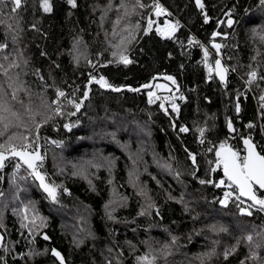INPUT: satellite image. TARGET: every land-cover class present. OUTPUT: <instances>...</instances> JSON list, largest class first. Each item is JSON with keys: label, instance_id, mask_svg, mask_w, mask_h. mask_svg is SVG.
<instances>
[{"label": "trees", "instance_id": "16d2710c", "mask_svg": "<svg viewBox=\"0 0 264 264\" xmlns=\"http://www.w3.org/2000/svg\"><path fill=\"white\" fill-rule=\"evenodd\" d=\"M160 1L168 9L160 16L153 0H76L75 8L50 0V13L40 0H22L15 13L11 0L0 4V98L11 109L0 143L13 134L17 145L37 148L36 134L58 143L42 147L37 167L56 200L17 159L0 171V264H60L52 249L64 264H146L145 255L152 264H264V211L240 214L213 199L220 143L232 135L226 144L239 151L261 137L260 125L264 132V5L203 0L206 23L195 0ZM167 20L180 24L171 38L155 32ZM213 43L231 67L224 84L203 63L206 47L213 64ZM252 70L258 77L246 88ZM101 76L111 88L89 83ZM157 82L170 90L149 103ZM58 89L66 95L56 106ZM176 95L178 112L165 99Z\"/></svg>", "mask_w": 264, "mask_h": 264}, {"label": "snow or ice", "instance_id": "6c2138e0", "mask_svg": "<svg viewBox=\"0 0 264 264\" xmlns=\"http://www.w3.org/2000/svg\"><path fill=\"white\" fill-rule=\"evenodd\" d=\"M139 3V0H137ZM5 3V0H0V4ZM11 3L13 4V8L11 11L13 13L17 12V10L22 5V0H11ZM67 3L71 5L73 8L77 6L76 0H67ZM260 3L264 5V0H260ZM195 4L197 8H199L204 16V20L207 23L208 22V16L207 13L204 11L205 5L203 3V0H195ZM40 6L42 7L43 11L45 13H50L52 11V5L50 3V0H40ZM140 7H145V5L140 4ZM152 9L155 11V14L157 16L165 14L167 10L163 8L162 5L159 4L158 0H153V4L151 5ZM2 10H0V15H2ZM171 15V13H168ZM3 21H0L2 23ZM232 21L229 20V24H231ZM153 26V21L151 19L148 20V26L144 29V31L147 33L149 30H151ZM9 28H11V25H8ZM33 28L36 26L33 25ZM135 27L139 28L140 25L137 24ZM180 27L179 21H176L175 24H172L170 22H165L164 28H157V31L160 33V35L171 38L176 30ZM213 37L219 35V33L213 32ZM189 44L194 43L192 39H189ZM198 43V42H196ZM6 47V45H0V48ZM201 47H203L201 45ZM212 47L216 49L217 53H219V50L221 49L220 44L213 43ZM113 56H117L118 54L116 52L112 53ZM209 58V51L205 47L204 48V58L203 63L205 64V67L208 71V77L209 79L212 78L213 73L217 77H219L220 81L222 83L226 82V74L228 72V69L225 68L220 59L215 60V67H213L212 64L208 63ZM119 62L127 65L132 63V61L123 53L119 54ZM2 67V66H0ZM248 83L251 84L254 82L257 77L258 73L255 70H252L248 73ZM166 80L171 81L173 84L176 83V80L173 76H165ZM153 79H156V77H153ZM259 79L264 80V76L259 77ZM95 82L100 85L102 88H111L112 85L107 82V80L104 79L103 76H101L99 79H96V77H91L89 80V83ZM143 87L147 88L149 85H144ZM157 88H165L166 85L157 84ZM115 91H120L119 88L114 89ZM133 91H139V89H132ZM65 92L61 90H57V96L58 97H65ZM85 97H87L88 93L84 92L83 94ZM149 103H154L156 99H160V97L156 96L154 99V93L149 92ZM13 99H15V94H13ZM183 99V96L180 97ZM165 99H171L172 100V110L174 112H178V105L175 104V97H166ZM261 101H264V95H261L259 98ZM70 104H73L77 110L80 108V103H76V101L69 100ZM264 107V104L261 105ZM161 108H164V104L161 103ZM57 113L60 112L59 106L56 109ZM236 111L239 112V104H237ZM11 112V109L8 107L7 101H4L2 98H0V125H2V128H0V136H4L7 130L9 129V122H8V116L5 115L6 113ZM13 116L16 115L14 112L11 113ZM65 127H69V125H65ZM229 129H232V123L229 121L228 123ZM247 127L251 128L254 127L253 124L247 125ZM180 132H186L188 129L186 127H181L179 129ZM201 136L204 134V129H199ZM15 139V135H10L7 138V141L5 143H0V168L4 167L5 161L9 158H15L19 157L20 161L23 165H26L29 169L32 171L29 173L30 175L34 176L36 180H39L40 187L48 194V196L52 200H56L57 193L56 188L49 185L45 182V176L41 174L40 171L37 169L36 162L39 160H42L43 158L40 156L38 152H29L28 149L32 147L30 143H22V144H14L12 141ZM24 140H27V137L23 138ZM201 143H204L203 140L200 141ZM243 143L245 145L246 154L241 156L238 151H234L230 146H227L226 142H221L219 145V148L216 150V164L219 167L220 165L223 166V173L224 177L227 178L228 184L226 185L228 188H233L235 186L236 189L239 191V195H237L235 198L236 200H240L241 196L247 197L249 200L252 201L250 205H248L247 208H240V212L242 214L252 215V212L249 211V208H256L259 206L260 211H264V198H260L256 195V192L254 191L253 185H258L260 189H264V155H262L260 152H258L257 145L252 143L251 139L245 138L243 140ZM209 151H212L210 148ZM7 153V155H6ZM193 163H195V155L192 153H189ZM17 168L21 167L20 163H17ZM215 171V168L213 169ZM201 184H204L205 181L201 180ZM208 183H211V181H208ZM225 181L222 179L218 184H216V187H220L221 185H224ZM2 195V193H0ZM233 195L232 192H225L224 193V199L220 201L221 204L226 205L229 198H231ZM25 219L27 217L25 216ZM34 222V221H33ZM24 227H27V225H23ZM3 237L0 236V240H2ZM44 239H48L47 236L44 237ZM175 239V238H173ZM248 241H252V236L249 235L246 237ZM53 256L57 257L60 260V264H64V258L61 255L59 251L56 249H52ZM230 253L226 250L224 253L225 259H227L228 255ZM252 258H256V254H252ZM154 259V258H153ZM139 261H144L146 264H152V261L149 260L148 256H141L138 257ZM110 264V262H109Z\"/></svg>", "mask_w": 264, "mask_h": 264}, {"label": "bare ground", "instance_id": "6f19581e", "mask_svg": "<svg viewBox=\"0 0 264 264\" xmlns=\"http://www.w3.org/2000/svg\"><path fill=\"white\" fill-rule=\"evenodd\" d=\"M158 2H159V4H163L160 0H158ZM163 8H165L167 11H168V9L165 7V5L163 4ZM168 21V20H167ZM167 21H165V22H167ZM165 22L162 24V25H158L156 28H155V32L158 34V35H160V33L157 31V28H163V26L165 25ZM161 37H162V35H160ZM163 37H165V36H163ZM216 52V51H215ZM217 57H219V58H221V60H222V62H223V59H222V57L220 56V54L219 55H217L216 54V58ZM224 64V63H223ZM228 76H229V71H228V75H227V80H228ZM227 82V81H226ZM225 82V83H226ZM179 97V96H178ZM153 98H155V97H153ZM54 103L56 104V106L59 104V102H58V96L54 99ZM231 130V129H230ZM230 137H233L232 135H229V138L226 140V142H229L230 141ZM33 143L34 144H40V143H44L45 144V146H48V145H53V146H55V147H58V143L55 141V140H49V139H46L45 137H42L41 135H39V134H36L35 136H34V140H33ZM254 143V142H253ZM255 144V143H254ZM32 145V147L31 148H29L28 149V151L29 152H33V150H32V148H34V145L33 144H31ZM39 147V145L37 146V148ZM36 148V149H37ZM232 148V147H231ZM233 149V148H232ZM31 150V151H30ZM259 150V149H258ZM35 151V150H34ZM260 152H262L261 150H260ZM42 155V152H41V149H40V156ZM9 159H17L18 161H20L18 158H12V157H10V158H8L6 161H5V163L9 160ZM40 161V160H39ZM39 161H37L36 162V164L39 162ZM21 162V161H20ZM22 163V162H21ZM38 164H41V162H39ZM5 165V164H4ZM16 165H17V163L15 164V170L16 171H20L19 169L21 168H17L16 167ZM1 169L2 168H0V171H1ZM0 181H1V179H0ZM227 181V180H226ZM228 184V181H227V183H226V185ZM227 187V186H226ZM235 187V186H234ZM228 188V187H227ZM229 189V188H228ZM230 189H232V188H230ZM257 191V188L255 189V192ZM260 191V190H259ZM233 192V191H232ZM248 202V199H246V198H242V197H240V200H235L234 202H231V203H229V204H227V205H225V206H222V205H220L219 204V206H221V207H226V206H228V205H230V204H237L238 206H239V213L240 214H242L241 212H240V208H243L245 205H246V203ZM257 210V209H256ZM255 211V210H254ZM1 231V230H0ZM3 234V233H2ZM3 236H4V234H3ZM4 239H5V236H4ZM4 239H3V241H4ZM3 241L0 243V244H2L3 243ZM57 258V257H56ZM58 259V258H57Z\"/></svg>", "mask_w": 264, "mask_h": 264}, {"label": "built area", "instance_id": "2783aa9c", "mask_svg": "<svg viewBox=\"0 0 264 264\" xmlns=\"http://www.w3.org/2000/svg\"><path fill=\"white\" fill-rule=\"evenodd\" d=\"M160 5H162L163 6V4H160ZM247 88H248V86H246ZM154 99V98H153ZM254 143H255V145H257V148L259 149V151L261 150L262 152V154L264 155V135H262L261 134V137H258V138H255V140H254ZM239 153H240V155L241 156H243V155H245V152L243 151H238ZM224 180L225 181V184L224 185H221L220 187H216L215 185L216 184H218L219 182H220V180ZM227 179H226V177H224V175H221L220 177H217L216 178V180H215V187L216 188H218L219 190H220V194H219V197H218V199H217V201H218V203L220 204V205H222V206H225L224 204H221L220 203V201L221 200H223L224 199V193L225 192H232L233 193V195H232V197L231 198H229V200H228V202H227V204H229V203H231V202H234L235 200H236V196L237 195H239L238 193H237V191H236V189H235V187L233 186V188L232 189H228L227 187H226V183H227V181H226ZM243 198V197H242ZM226 204V205H227ZM251 204V202L250 201H248L247 203H246V205L243 207V208H247L248 207V205H250ZM257 209V207L256 208H249L248 210L249 211H251V212H254V210H256Z\"/></svg>", "mask_w": 264, "mask_h": 264}, {"label": "rangeland", "instance_id": "374dc122", "mask_svg": "<svg viewBox=\"0 0 264 264\" xmlns=\"http://www.w3.org/2000/svg\"><path fill=\"white\" fill-rule=\"evenodd\" d=\"M167 22H170L171 23V21H167ZM165 26V25H164ZM164 26H163V28H164ZM223 63H224V66H225V68H227L228 67V70L230 71V66L223 60ZM213 65V64H212ZM248 80H249V77H247V79H246V84L244 85L245 87L246 86H250V84L248 83ZM158 83V82H157ZM160 84H163V85H166L167 86V89L166 90H164V92H167V91H169L170 90V85L168 84V83H165V82H160ZM247 88V87H246ZM160 89V88H159ZM153 90H154V92H156L157 91V89H156V87H155V89H152V90H150L149 92H153ZM161 91H163V90H161ZM157 93H160V91H157ZM154 94H156V93H154ZM245 93H242V95H244ZM154 97H156V95H154ZM175 97V100L177 99V98H179L178 97V95H176V96H174ZM148 99H149V97H148ZM175 102V101H174ZM235 112H236V108H235ZM257 116H258V120H259V123L261 124V122H260V120H261V115H260V112L258 113L257 112ZM259 124V125H260ZM260 134H262V135H264V132H263V129L261 128V125H260ZM225 141L224 142H226V139H224ZM45 146V144L44 143H40L39 144V148L40 149H42V147H44ZM36 148H32V150H35ZM239 151H244V147H242V149L241 150H239ZM40 164H38L37 163V167L39 166ZM31 170V169H30ZM15 173H18L19 171H14ZM223 173V172H222ZM22 175V174H21ZM222 175H224V174H222ZM23 176V175H22ZM218 177H220V176H218ZM1 179V178H0ZM227 179V178H226ZM214 185H215V183H214ZM214 189L216 190V195H215V197L213 198L215 201H216V203L219 205V203H218V201H217V199H218V197H219V194H220V190L218 189V188H216L215 186H214ZM236 189V188H235ZM256 189V188H255ZM236 191H237V193L239 194V192H238V189H236ZM256 194L257 195H259L261 198H263L262 196H261V194L262 195H264V193L263 192H261V191H259V189H257V191H256ZM242 197V196H241ZM244 198V197H243ZM248 201H250L251 203H252V201L251 200H248ZM255 212V211H254Z\"/></svg>", "mask_w": 264, "mask_h": 264}, {"label": "water", "instance_id": "95a60500", "mask_svg": "<svg viewBox=\"0 0 264 264\" xmlns=\"http://www.w3.org/2000/svg\"><path fill=\"white\" fill-rule=\"evenodd\" d=\"M229 20L232 21L231 24H229ZM225 24H226L227 27L232 26V25L234 24V19L231 18V17L227 18ZM215 51H216V49H215ZM216 54L219 55V54H220V51H219V53H217V51H216ZM216 59H220V60H221V58H219V57L215 58V60H216ZM215 60H214V62H213V67H215ZM221 63H222V65L224 66L222 60H221ZM224 67H225V66H224ZM214 75H215V73H214ZM227 75H228V72H227V74H226V81H227ZM215 77L220 81L219 77H217L216 75H215ZM220 82H221V81H220ZM221 83H222V82H221ZM224 83H225V82H224ZM224 83H222V84H224ZM252 143H253V142H252ZM243 147H244V152H245V154H246V149H245V145H244V143H243ZM256 150H257L258 152H260V151L258 150V148H257ZM35 152H38V153L40 154V148L38 147V148L35 150ZM260 153H261V152H260ZM261 154H262V153H261ZM6 155H7V153H6ZM262 155H263V154H262ZM9 158H10V157H9ZM16 158L19 159V157H16ZM19 160H20V159H19ZM222 172H223V166H222ZM223 174H224V173H223ZM253 188H254V191H255V188H257V189H259L261 192L264 193V189H260L258 185H253ZM238 192H239V191H238ZM256 195H257V194H256ZM257 196L260 197L259 195H257ZM242 197H244V196H242ZM244 198L248 199L247 197H244ZM260 198H261V197H260ZM248 200H249V199H248ZM0 236H2L3 239H4V236H3V234H2L1 231H0ZM3 239L0 240V243L3 241Z\"/></svg>", "mask_w": 264, "mask_h": 264}, {"label": "crops", "instance_id": "0c3cea01", "mask_svg": "<svg viewBox=\"0 0 264 264\" xmlns=\"http://www.w3.org/2000/svg\"><path fill=\"white\" fill-rule=\"evenodd\" d=\"M157 84H160V82L156 83V85H157ZM156 85H155V87H156ZM162 85H163V84H162ZM155 87H154L153 89H155ZM156 89H157V91L164 92V90H166V89H167V86H166L165 88H160V89L156 87ZM161 90H163V91H161ZM157 91H156V92H154V90H153V92H152V93H156V94H157ZM156 94H154V95H156Z\"/></svg>", "mask_w": 264, "mask_h": 264}, {"label": "flooded vegetation", "instance_id": "af4514ba", "mask_svg": "<svg viewBox=\"0 0 264 264\" xmlns=\"http://www.w3.org/2000/svg\"><path fill=\"white\" fill-rule=\"evenodd\" d=\"M41 157H42V155H41Z\"/></svg>", "mask_w": 264, "mask_h": 264}]
</instances>
